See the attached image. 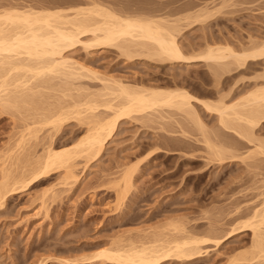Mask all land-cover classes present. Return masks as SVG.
Masks as SVG:
<instances>
[{"label":"rangeland","instance_id":"374dc122","mask_svg":"<svg viewBox=\"0 0 264 264\" xmlns=\"http://www.w3.org/2000/svg\"><path fill=\"white\" fill-rule=\"evenodd\" d=\"M94 9L174 25L187 57L208 46L241 53L264 44V0H0L1 14L71 19L78 11L81 19ZM89 38L62 53L79 70L34 79L0 70L1 85L15 80L0 94V264H123L98 254L190 238L204 239L201 254L159 264H264L250 227L258 224L256 212H264V123L243 138L196 101L200 121L174 108L131 114L118 121L100 153L37 176L48 149L72 146L111 118L107 107L119 101L110 88L120 83L139 91L178 88L225 106L264 83V59L243 68L232 60L161 62L133 47H94ZM10 94L19 97L15 105ZM22 175L2 198L4 183ZM257 231L264 244V223Z\"/></svg>","mask_w":264,"mask_h":264},{"label":"bare ground","instance_id":"6f19581e","mask_svg":"<svg viewBox=\"0 0 264 264\" xmlns=\"http://www.w3.org/2000/svg\"><path fill=\"white\" fill-rule=\"evenodd\" d=\"M52 13L54 12L0 13V70L5 73L4 76H9L15 72H24L25 76L31 75V78L30 76L29 78L34 79L48 74H59V72H64L68 69H78L79 66L77 64L68 63V61L62 57V53L71 45L79 42L80 37L86 34L90 35L91 38H89V41H91L94 47L117 46L123 50L133 47L132 49L135 51L139 50V52L137 51L138 53L136 52L138 56L156 58V60H161V62H186L192 58H199L206 62H215V64L222 62V64H225L227 60H232V62H234L233 65L237 64L239 67L242 65L245 66L248 62H250L248 63V65H250L253 62L264 59V44L259 46L256 45L251 49H248L249 46L246 48L247 50L243 48L244 50H242L241 53L233 51L232 48H223L224 46H216L217 48L208 46L205 51L203 50V52L199 53L197 56L187 57L177 41V33L180 31H177V29L173 27L174 25L169 26L166 24L168 22L160 21L161 19L124 18L115 13L106 10L103 11L101 9H94L92 12H89L88 16L85 15V18L81 19L79 15H83V13L78 11L75 13V17L71 19H67L61 14ZM129 51L132 50L130 49ZM222 64L218 65L223 66ZM227 65L228 64H226V66ZM226 66L224 65L223 67ZM238 67H235L236 70H239L237 69ZM67 72L69 73V71ZM14 83L15 80H10L8 82L4 81L2 85L0 84V94L1 92L7 91ZM216 83L217 85L219 84L217 81ZM22 85H26V83ZM256 86L257 88L255 90L249 91L250 93L247 94V96L245 95L239 102L237 101L236 105L225 106L226 103L224 104V102H217L219 104L212 105V103L198 99L185 90L178 88L165 89V87H155L154 89H142L139 91L121 86L120 83L113 88L115 89L114 91L110 88V91H112L111 93H113L112 96L116 93L114 95L116 96L115 99L119 101L117 103L118 105L114 106L115 108L113 106L107 107L112 110L111 118L108 119V121H104V123L96 122L93 124L95 126H92V128L90 127L88 135L72 146L64 147L59 150L48 149L42 162L37 166V176H39V174L47 175V173L54 169L66 168L67 170L71 167L72 161L82 154L89 156V154L92 153L95 155L98 154V152L100 153L107 137L112 134L118 121L121 118L130 117L131 114L145 113L147 111L154 112L156 109L163 108H174L200 121L196 109L191 103L192 101L201 104L208 112L217 113L219 115V123L226 130H232L243 138L250 137L251 139L252 136H254L252 131L260 123H264V83L259 85L255 84L254 87ZM25 97L27 96L25 95ZM18 98L19 97L14 94L8 95V101L13 102V105L17 103ZM30 98L32 97L30 96ZM22 99L24 101L25 98L23 97L21 100ZM21 100L20 102H22ZM91 108L87 110L90 111ZM92 109L94 111L95 108L93 107ZM262 147L264 148V146L259 148L262 153H264ZM23 176L24 175L19 179L15 178L11 184L4 183L5 181L3 182L4 186L3 184L2 186L4 192L2 198L6 195V189H8L9 185L16 188L17 185L20 184ZM7 177L8 176H6V178ZM130 178L131 177L126 178L125 181L123 179V182L127 183ZM263 213L261 215V213L259 214L256 212L254 215L253 219L258 220L260 218L257 225L255 224L253 226L250 223V227L254 232V238H256V241L254 240L256 242V245L254 244L255 250L260 257H264V244H262V235H260L257 230L258 226L264 223ZM203 240L204 239L198 240V238H190L189 240L184 239V241L173 240V242L171 241L159 246L155 245V247L154 245L149 248L140 247L141 249L128 248L124 250L123 248L117 247L111 250L109 249L110 251H101L98 256L104 257L106 260L108 259L123 264L128 262L135 264H159L171 258L192 260L201 254L199 246L204 243ZM260 241H262V243Z\"/></svg>","mask_w":264,"mask_h":264}]
</instances>
